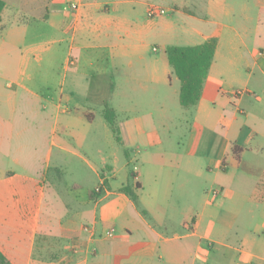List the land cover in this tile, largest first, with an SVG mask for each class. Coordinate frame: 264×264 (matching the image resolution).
I'll return each instance as SVG.
<instances>
[{
	"label": "crops",
	"instance_id": "0c3cea01",
	"mask_svg": "<svg viewBox=\"0 0 264 264\" xmlns=\"http://www.w3.org/2000/svg\"><path fill=\"white\" fill-rule=\"evenodd\" d=\"M3 1L9 262L264 264V0ZM152 4L164 12L149 16ZM213 37L200 99L186 108L166 47ZM40 46L45 66L30 69ZM97 104L114 110L116 133L96 120ZM112 141L123 147L118 168Z\"/></svg>",
	"mask_w": 264,
	"mask_h": 264
},
{
	"label": "trees",
	"instance_id": "16d2710c",
	"mask_svg": "<svg viewBox=\"0 0 264 264\" xmlns=\"http://www.w3.org/2000/svg\"><path fill=\"white\" fill-rule=\"evenodd\" d=\"M4 5V1L0 0V15ZM216 45L217 38L213 37L198 45H168L166 47L168 62L180 81L179 101L182 106L191 108L198 103ZM103 115L111 129L116 133L118 127L115 122L114 110L106 105ZM121 190L138 205V196L129 185L123 186ZM0 264H11L1 252Z\"/></svg>",
	"mask_w": 264,
	"mask_h": 264
},
{
	"label": "rangeland",
	"instance_id": "374dc122",
	"mask_svg": "<svg viewBox=\"0 0 264 264\" xmlns=\"http://www.w3.org/2000/svg\"><path fill=\"white\" fill-rule=\"evenodd\" d=\"M11 1L12 2H16L17 0H11ZM30 35H35V31L30 33ZM170 41H172V42H170L172 44H180V45H182L184 43L183 40H177V39H172ZM31 42H32V40H29L28 44H30ZM249 42L252 43L251 41H249ZM47 46H48V50H51L52 47H53V44L46 43L45 47H47ZM44 48H42V46H40V48H38L37 50H35L33 52L32 51L30 52V56H29V59H28V67L30 69L31 68L32 69H42L45 66V63H46L45 59L43 60V58H42L41 62L38 60V57H42L47 52V51H45V52L43 51ZM15 52H17V50H15ZM15 52H13L12 54L13 55L16 54ZM160 52H162V48L158 51V53H160ZM0 63H2V62L0 61ZM14 66L17 67V66H19V64L16 62V65L14 64ZM172 76L177 78V76L175 75L173 70H172ZM177 85L179 86V81L177 82ZM12 89H16V87L13 86ZM176 97H177V100H178L179 99L178 96H176ZM179 108H183V107H179ZM104 111H105V106L104 107L100 106V104H97V105H95L93 107V113H94L95 118H96L97 121L98 120L101 121L103 119ZM185 112H186L187 115L189 114L188 113L189 111H185ZM183 127H184V125H183ZM112 142H113V145H112L113 147L112 148H113L114 154H115L114 163H115L116 167L118 168V167H120L122 165V162L124 161V155H123V152H122L123 147L121 145L117 144L115 141H112ZM99 148H101V147H99ZM102 149L104 150L105 148L102 147ZM101 154H102V150H101ZM101 154H98L97 157H96L95 155H90L88 153L87 157L89 158V160L92 163V165H97V161L102 160L101 159V156H102ZM102 161L104 162V160H102ZM131 166H130V168H131ZM99 171H100V173H108L109 174V171L105 170L104 166H102ZM96 184H97V177H95V175H93L92 179L87 182V184H86L87 186L86 187H88L91 190V189H93L96 186Z\"/></svg>",
	"mask_w": 264,
	"mask_h": 264
},
{
	"label": "built area",
	"instance_id": "2783aa9c",
	"mask_svg": "<svg viewBox=\"0 0 264 264\" xmlns=\"http://www.w3.org/2000/svg\"><path fill=\"white\" fill-rule=\"evenodd\" d=\"M73 7H76V5H73ZM163 12H164L163 8H160V7H158V6L154 5V4L150 5L149 8H148L149 16H155V15H158V14H162ZM213 192L215 193L217 191L214 190Z\"/></svg>",
	"mask_w": 264,
	"mask_h": 264
}]
</instances>
